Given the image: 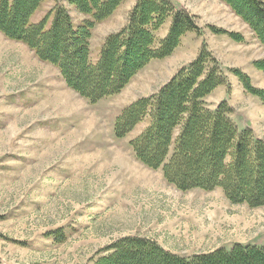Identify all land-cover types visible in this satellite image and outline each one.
Wrapping results in <instances>:
<instances>
[{"label":"rangeland","instance_id":"obj_1","mask_svg":"<svg viewBox=\"0 0 264 264\" xmlns=\"http://www.w3.org/2000/svg\"><path fill=\"white\" fill-rule=\"evenodd\" d=\"M137 2L121 0L94 23L92 63L106 37L128 24ZM169 2L196 28L183 33L169 55L150 60L118 93L96 103L69 87L56 66L0 30V264H97L127 237L156 242L178 256L209 253L221 242L264 245V205L231 203L221 187L178 190L161 168L136 158L130 142L148 126V115L124 137L115 135L124 108L157 94L208 50L224 83L203 97L205 105L213 110L225 101L238 129L251 128L264 140V105L233 71L264 88V72L254 64L264 61V46L251 25L223 0ZM58 7L75 26L89 18L68 0H40L30 21L48 16L44 26H51ZM171 20L159 26L157 43Z\"/></svg>","mask_w":264,"mask_h":264},{"label":"trees","instance_id":"obj_2","mask_svg":"<svg viewBox=\"0 0 264 264\" xmlns=\"http://www.w3.org/2000/svg\"><path fill=\"white\" fill-rule=\"evenodd\" d=\"M223 1L248 21L264 46L262 1ZM39 2L0 0L1 32L56 66L66 84L91 103L118 93L145 64L169 55L183 33L196 28L192 17L175 9L169 0H138L128 24L106 37L97 62L92 63L89 38L93 25L111 15L121 0H68L89 18L75 26L65 9L58 7L49 27L44 26L48 16L39 23L30 21ZM170 15L169 31L157 43L156 31ZM254 64L264 72V61ZM219 68L211 52L203 50L157 94L124 108L115 119L114 132L124 137L148 115V126L130 142L142 164L161 168L163 178L178 190L221 187L231 203L258 207L264 205V140L252 135L251 128L239 130L225 101L213 110L204 103L203 97L224 83ZM233 71L245 91L258 96L264 105V88L253 86L244 72ZM113 246L97 264H264V245L257 244L235 243L229 249L190 256H178L138 237L124 238Z\"/></svg>","mask_w":264,"mask_h":264},{"label":"crops","instance_id":"obj_3","mask_svg":"<svg viewBox=\"0 0 264 264\" xmlns=\"http://www.w3.org/2000/svg\"><path fill=\"white\" fill-rule=\"evenodd\" d=\"M215 189H219L218 187H216ZM220 191L222 190V189H219ZM238 242H241V243H245V242H243V241H238ZM236 243V242H235ZM255 244H258L257 242H254ZM234 243L233 242H230V243H223V242H221L220 244H217L216 246H215V248L216 247H218V246H220V247H224V248H230L232 245H233ZM163 246L164 247H166V245H164L163 244ZM167 249H169V248H167ZM212 251V250H211ZM206 252H208V251H205V252H198V251H192V253L191 252H184V253H186V254H200V253H206ZM184 253H181V254H184ZM180 254V253H179ZM190 256V255H189Z\"/></svg>","mask_w":264,"mask_h":264}]
</instances>
